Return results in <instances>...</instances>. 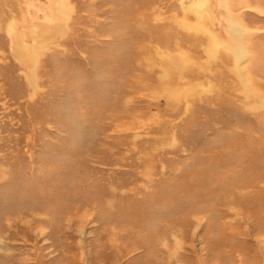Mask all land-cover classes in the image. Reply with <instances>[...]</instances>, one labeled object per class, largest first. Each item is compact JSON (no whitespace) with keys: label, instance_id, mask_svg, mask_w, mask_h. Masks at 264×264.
Wrapping results in <instances>:
<instances>
[{"label":"rangeland","instance_id":"374dc122","mask_svg":"<svg viewBox=\"0 0 264 264\" xmlns=\"http://www.w3.org/2000/svg\"><path fill=\"white\" fill-rule=\"evenodd\" d=\"M0 264H264V0H0Z\"/></svg>","mask_w":264,"mask_h":264},{"label":"bare ground","instance_id":"6f19581e","mask_svg":"<svg viewBox=\"0 0 264 264\" xmlns=\"http://www.w3.org/2000/svg\"><path fill=\"white\" fill-rule=\"evenodd\" d=\"M186 59V58H185ZM254 108H255V106H254Z\"/></svg>","mask_w":264,"mask_h":264}]
</instances>
